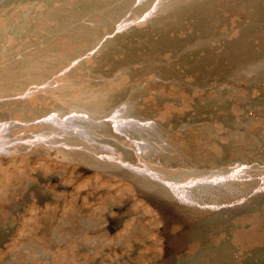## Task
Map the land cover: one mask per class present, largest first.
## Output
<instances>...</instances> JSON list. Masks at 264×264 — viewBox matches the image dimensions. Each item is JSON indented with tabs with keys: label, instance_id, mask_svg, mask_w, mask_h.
Returning <instances> with one entry per match:
<instances>
[{
	"label": "rangeland",
	"instance_id": "1",
	"mask_svg": "<svg viewBox=\"0 0 264 264\" xmlns=\"http://www.w3.org/2000/svg\"><path fill=\"white\" fill-rule=\"evenodd\" d=\"M0 264H264V0H0Z\"/></svg>",
	"mask_w": 264,
	"mask_h": 264
}]
</instances>
